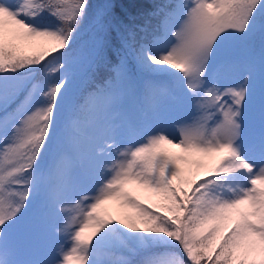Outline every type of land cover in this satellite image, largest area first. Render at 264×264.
Wrapping results in <instances>:
<instances>
[{"label":"snow or ice","instance_id":"6c2138e0","mask_svg":"<svg viewBox=\"0 0 264 264\" xmlns=\"http://www.w3.org/2000/svg\"><path fill=\"white\" fill-rule=\"evenodd\" d=\"M113 7L0 0V264H35L14 253L37 197L64 237L42 264H264V0ZM142 14L157 18L153 40L134 46ZM88 21L86 57L76 45ZM256 35L258 56L221 61L230 42ZM113 53L116 75L69 103L81 67ZM131 61L157 77L141 85L146 98L189 109L175 128L114 120L137 88ZM129 135L139 139L124 147Z\"/></svg>","mask_w":264,"mask_h":264},{"label":"rangeland","instance_id":"374dc122","mask_svg":"<svg viewBox=\"0 0 264 264\" xmlns=\"http://www.w3.org/2000/svg\"><path fill=\"white\" fill-rule=\"evenodd\" d=\"M179 2V0H174V3ZM148 31V30H147ZM148 33H151L149 31ZM140 37H145V34H139ZM95 38V33H89L86 38L83 40H79L81 43H83L82 47H79L77 49H80V51L83 53L84 56H88L91 52L93 41ZM140 40H143L139 38ZM253 44L252 49L250 50H245L244 48H241L240 50L237 49V43L233 44L230 42L226 48L223 50L221 54V61H228L232 59H241L249 55H256L258 56L259 53V39L255 38H250ZM85 42V44H84ZM145 43V42H144ZM79 51V50H78ZM240 54V55H237ZM119 59V58H118ZM96 66H100L102 68V77L99 78V86L103 87L105 82L108 81L111 77L115 76V65L117 64L116 62H112L107 68H105V65L99 62L97 60L95 63H93ZM88 64H84L82 68H85ZM134 69V67H133ZM138 69V68H137ZM88 70H91V66H89ZM80 71V70H79ZM135 74V78L139 77L140 80L139 82L137 81V87L142 85L143 83L157 79V77H154L151 74L147 73H142L140 70H132ZM79 73V72H78ZM142 78V79H141ZM96 88H98L97 85H95ZM258 87V86H257ZM137 89V88H136ZM144 93V92H143ZM138 90H135L130 93H125L123 95V102L125 104H119L117 105L116 111L113 114L114 120L117 122V124L126 126L130 129H137V128H144V127H150L158 123H162L169 128H175L176 124L175 121L181 119L182 117H187L189 116L190 112H187L183 105L181 104L180 100L173 97V96H166L163 94L157 93V98L155 99H149L146 98L145 101L149 103V105L152 107L154 110V114L151 117L150 121H145L142 124H139L138 121H135L129 117V105L131 103V99L135 98L138 96ZM159 95V96H158ZM159 99L161 100V103H159ZM247 119V118H246ZM62 126V127H61ZM64 124L63 121L60 124L61 129L63 128ZM245 127V126H244ZM254 131H258L256 128ZM246 132V128H245ZM139 139L138 136L136 135H129L125 138L126 143L123 145L124 147L129 146V144L134 141ZM178 151V150H174ZM91 185H88V188H91ZM140 193H144L147 195L146 192L140 191ZM109 210L114 214V215H122L123 212L125 211L124 209L120 208V206L115 202L111 201L108 204ZM25 224V221H24ZM51 235L43 238L42 241L38 242V240L35 241L34 248L32 252L30 253L29 261L30 262H35V264H42V262H51L54 260L57 250L60 246L61 243L64 242V237L59 233V229L57 227V219L53 221L52 226H51ZM27 234V228L24 226L20 233L17 236V243L16 247L22 248L24 247L27 242L24 244V237ZM14 258L18 260L24 261V257L21 252H18L15 248V253H14ZM134 261H138L141 259V257H134L130 258Z\"/></svg>","mask_w":264,"mask_h":264},{"label":"trees","instance_id":"16d2710c","mask_svg":"<svg viewBox=\"0 0 264 264\" xmlns=\"http://www.w3.org/2000/svg\"><path fill=\"white\" fill-rule=\"evenodd\" d=\"M90 4L92 5V11L96 12L99 9L102 8L104 5H112L113 11L115 14H119L120 12H127L129 11L128 8L125 7V5L128 3V0H89ZM140 3L142 4H147V5H153V4H161V5H166L169 3H174V0H139ZM138 20H142L141 23L138 24L137 26V31L135 34V37L132 41L134 46H138L139 44L142 43H147L151 42L153 40V33H154V26L157 22V18L154 16L151 19H143V14L141 17L137 18ZM148 30V31H147ZM151 31V33H148ZM89 33H95L93 26L90 21L85 22L84 27L80 33V38L79 40H83L86 38V36ZM139 34H145V37H140ZM139 38L143 39L140 40ZM255 39H259L258 35L254 36ZM78 40V43L76 45L77 48L82 47L83 43H81ZM244 41H238L237 43V49L240 50L242 48V44ZM85 44V42H84ZM80 51V49H78ZM131 60V58H129ZM99 62L103 63L105 65V68H107L112 62H119L118 57H116L115 53L112 55H106V58L103 61ZM89 67H86L82 69L79 73H77L75 82L73 84V89L69 97V103H76V102H82V99L84 97H87L89 93L93 92L96 88L95 85L99 86V78L102 77V68L100 66H96L94 64H91V70H86ZM130 68L131 70H138L137 68L133 69V61L130 63ZM38 79H41L38 77ZM142 79V78H141ZM140 78L136 77V81L139 82ZM138 93L140 94L139 97L142 98V93L143 88L141 85L137 87ZM140 102H143L142 100ZM145 111L143 112V114ZM142 115V114H139ZM62 122V121H61ZM62 127V126H61ZM60 127V128H61ZM56 150V149H54ZM58 151V150H57ZM142 198L146 197L147 195L144 193H140ZM50 211L52 209L48 208Z\"/></svg>","mask_w":264,"mask_h":264}]
</instances>
